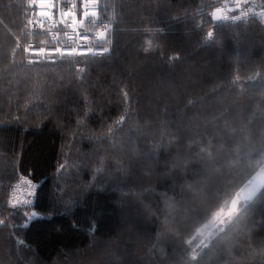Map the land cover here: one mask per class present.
Returning <instances> with one entry per match:
<instances>
[{
  "label": "trees",
  "instance_id": "16d2710c",
  "mask_svg": "<svg viewBox=\"0 0 264 264\" xmlns=\"http://www.w3.org/2000/svg\"><path fill=\"white\" fill-rule=\"evenodd\" d=\"M224 1L99 0L104 51L60 55L0 0V264H264V184L206 227L264 168V24Z\"/></svg>",
  "mask_w": 264,
  "mask_h": 264
},
{
  "label": "built area",
  "instance_id": "2783aa9c",
  "mask_svg": "<svg viewBox=\"0 0 264 264\" xmlns=\"http://www.w3.org/2000/svg\"><path fill=\"white\" fill-rule=\"evenodd\" d=\"M32 0L30 25L33 29L63 28L65 42L55 49H29V52L44 54H96L104 51L109 33L106 20L100 18L99 0ZM221 20L242 23L255 19L264 24V0H229L220 8ZM97 29H87L88 26ZM81 28L85 29L84 31ZM61 35V34H60ZM61 37H63L61 35ZM39 184L26 175H19L13 184L9 206H30L35 203Z\"/></svg>",
  "mask_w": 264,
  "mask_h": 264
},
{
  "label": "rangeland",
  "instance_id": "374dc122",
  "mask_svg": "<svg viewBox=\"0 0 264 264\" xmlns=\"http://www.w3.org/2000/svg\"><path fill=\"white\" fill-rule=\"evenodd\" d=\"M229 0H225L224 3H227ZM264 184V168L260 170L254 177L248 182L244 188L236 195L231 203V207L229 209L222 210L218 213L214 220H210V222L206 225L208 230H213V228L217 227L219 223H221L227 216L231 215L234 211L237 210V207L240 202H245L251 199L257 191Z\"/></svg>",
  "mask_w": 264,
  "mask_h": 264
},
{
  "label": "water",
  "instance_id": "95a60500",
  "mask_svg": "<svg viewBox=\"0 0 264 264\" xmlns=\"http://www.w3.org/2000/svg\"><path fill=\"white\" fill-rule=\"evenodd\" d=\"M213 19L216 22L221 21V10L220 9H216L213 13Z\"/></svg>",
  "mask_w": 264,
  "mask_h": 264
}]
</instances>
